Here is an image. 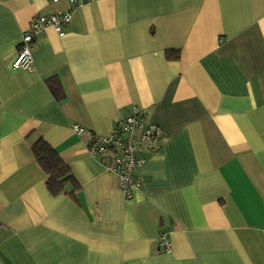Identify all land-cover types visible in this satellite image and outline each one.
I'll return each mask as SVG.
<instances>
[{
    "label": "crops",
    "instance_id": "obj_1",
    "mask_svg": "<svg viewBox=\"0 0 264 264\" xmlns=\"http://www.w3.org/2000/svg\"><path fill=\"white\" fill-rule=\"evenodd\" d=\"M67 7L0 0V264H264V0H87L13 68L32 16ZM136 110L159 136L126 196L73 125ZM39 138L75 198L48 191Z\"/></svg>",
    "mask_w": 264,
    "mask_h": 264
},
{
    "label": "built area",
    "instance_id": "obj_2",
    "mask_svg": "<svg viewBox=\"0 0 264 264\" xmlns=\"http://www.w3.org/2000/svg\"><path fill=\"white\" fill-rule=\"evenodd\" d=\"M47 1H66L68 7L32 16L27 28L20 35L19 50L12 62L13 68H33L32 49L38 34L50 26L58 35H63L73 9L87 0ZM146 116L142 110H136L117 121L114 130L108 135H98L79 125H73L74 132L85 137L89 153L97 157L109 172L117 174L126 196H130L132 188H139L141 185V178L135 174L143 162L138 156L139 153L159 136V128L147 121ZM155 242L165 251L170 249V241L163 232L155 238Z\"/></svg>",
    "mask_w": 264,
    "mask_h": 264
},
{
    "label": "trees",
    "instance_id": "obj_3",
    "mask_svg": "<svg viewBox=\"0 0 264 264\" xmlns=\"http://www.w3.org/2000/svg\"><path fill=\"white\" fill-rule=\"evenodd\" d=\"M167 52L169 51H166V53ZM50 88L58 100L63 98L64 94L57 82L54 84L52 81ZM32 150L36 161L46 174L45 184L48 191L52 195H58L64 192V185L66 183H71L72 190L69 194L75 198V194L80 189V185L76 182L68 164L61 159L55 149L44 139L39 138L33 143Z\"/></svg>",
    "mask_w": 264,
    "mask_h": 264
}]
</instances>
